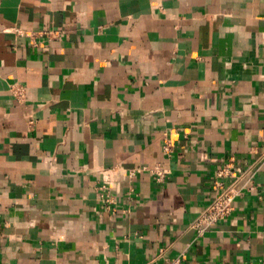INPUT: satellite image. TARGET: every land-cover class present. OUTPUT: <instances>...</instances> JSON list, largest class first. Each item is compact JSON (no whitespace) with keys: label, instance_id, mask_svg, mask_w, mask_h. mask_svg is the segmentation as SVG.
<instances>
[{"label":"crops","instance_id":"crops-1","mask_svg":"<svg viewBox=\"0 0 264 264\" xmlns=\"http://www.w3.org/2000/svg\"><path fill=\"white\" fill-rule=\"evenodd\" d=\"M0 264H264V0H0Z\"/></svg>","mask_w":264,"mask_h":264},{"label":"built area","instance_id":"built-area-1","mask_svg":"<svg viewBox=\"0 0 264 264\" xmlns=\"http://www.w3.org/2000/svg\"><path fill=\"white\" fill-rule=\"evenodd\" d=\"M231 165V161H228L218 171L219 179L214 181L215 193L194 221V226L200 234L217 225L218 221L231 213L234 208L233 202L239 193V188L236 184L237 177L229 181L226 179L234 175ZM151 171L158 181L165 178L166 171L162 168L157 167Z\"/></svg>","mask_w":264,"mask_h":264}]
</instances>
